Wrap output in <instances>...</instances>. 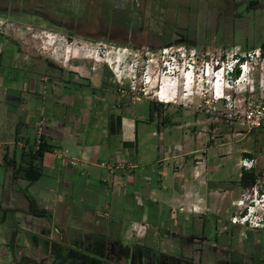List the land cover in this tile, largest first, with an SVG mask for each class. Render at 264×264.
Returning a JSON list of instances; mask_svg holds the SVG:
<instances>
[{
  "label": "rangeland",
  "instance_id": "374dc122",
  "mask_svg": "<svg viewBox=\"0 0 264 264\" xmlns=\"http://www.w3.org/2000/svg\"><path fill=\"white\" fill-rule=\"evenodd\" d=\"M263 46L264 0H0L1 82L7 73L16 81L29 74L46 84L75 82L87 93L96 82L94 89L119 103L136 102L137 112L148 113L146 120L157 131L176 133L179 146L173 153L195 149L180 154V166L173 158L172 170L197 165L201 157L194 155L206 151L215 162L226 163L224 175L216 173V165L208 167L215 173L187 178L184 189L192 202H199L201 207L190 205L198 213L168 214L146 229L129 226L127 218L114 222L107 213L95 225L110 224L111 235L124 242L138 240L162 249L181 244L184 254L198 248L213 261L258 263L251 254L264 259V125L254 127L245 119L249 108L260 111L264 104V53L257 51ZM239 63L245 71L233 77ZM211 67L224 68L216 83L225 100L213 97L212 79L203 74ZM244 169L253 181L248 176L240 181ZM5 173L0 166V183L7 182ZM223 182L228 189L222 199ZM15 185L23 187V182ZM197 195L201 198L195 201ZM22 202L19 198L4 216L0 213V264H49L51 243L68 247L96 230L92 226L87 232L86 226L68 221L60 240L62 224L51 227ZM118 209L123 217L124 210ZM129 212L155 217L138 207ZM161 213L159 218L166 212ZM243 214L261 225L231 223ZM24 240L30 244L23 245Z\"/></svg>",
  "mask_w": 264,
  "mask_h": 264
},
{
  "label": "crops",
  "instance_id": "0c3cea01",
  "mask_svg": "<svg viewBox=\"0 0 264 264\" xmlns=\"http://www.w3.org/2000/svg\"><path fill=\"white\" fill-rule=\"evenodd\" d=\"M11 76L7 73L0 81V166H4L7 176V182L3 179L0 183L1 216L24 198L22 207L29 203L36 218L45 216L51 227L56 222L62 224L58 234L63 240L66 222H78L88 232L97 226L100 215L107 213L114 222L127 218L129 226L138 225L140 229L164 222L168 214L176 217L187 211L198 213L190 205L201 207L199 202H192L190 191L184 188L190 176L215 173L208 167H219L220 163L208 157L207 151L194 155L201 157L195 161L197 165L172 170L173 158L177 164L180 154L195 149L173 153L179 146L176 133L172 136L157 131L146 120L148 113L137 112L133 106L136 102L119 103L113 96L94 89L96 82L87 86V93L83 85L75 82L46 84L29 74L19 81ZM225 165L222 161L216 173L224 175ZM25 172L35 177L27 179ZM45 172L48 173L43 178ZM19 180L23 187L17 188L15 182ZM222 184L219 195L223 199L228 185ZM200 198L195 196V201ZM118 207L124 210L123 217ZM135 207L154 215V219L131 216L129 211ZM162 211L166 213L159 218ZM95 228L91 235L113 237L110 224ZM23 243L30 244L26 240Z\"/></svg>",
  "mask_w": 264,
  "mask_h": 264
},
{
  "label": "flooded vegetation",
  "instance_id": "af4514ba",
  "mask_svg": "<svg viewBox=\"0 0 264 264\" xmlns=\"http://www.w3.org/2000/svg\"><path fill=\"white\" fill-rule=\"evenodd\" d=\"M79 239L68 247L51 246L52 259L49 264H241L233 258L213 261L204 251L202 255L198 248L184 254L185 249L181 244L173 249L151 248L141 241L124 242L110 234H85ZM249 257L258 259V263L253 264H264V259H259L258 255L254 257L251 254Z\"/></svg>",
  "mask_w": 264,
  "mask_h": 264
},
{
  "label": "built area",
  "instance_id": "2783aa9c",
  "mask_svg": "<svg viewBox=\"0 0 264 264\" xmlns=\"http://www.w3.org/2000/svg\"><path fill=\"white\" fill-rule=\"evenodd\" d=\"M260 48H258V50L257 51H261L262 53H264V46L262 47V49L261 50H259ZM258 52V53H259ZM237 67H239V71H240V75L239 76H241V75H243V72L245 71V68H244V64L243 63H239L238 64V66ZM212 68V67H211ZM226 70V72H227V70H229V71H231V68H229V67H226L225 68ZM223 71H224V68L220 71V72H218V74H216V76H222V78H223ZM225 72V73H226ZM239 74V73H238ZM216 76H215V78L210 82V85H211V87H212V95H213V97L215 98V99H220V100H225V99H227L226 97H224L223 96V91H222V87H221V84H217L216 83ZM245 119H246V121H249L250 123H251V125H253L254 127H257V126H259L260 124L262 125H264V104H263V106L261 107V110L259 111H257V110H255V109H253V108H249L246 112H245ZM37 130H39V128L37 129ZM37 133H39V132H37ZM242 167H244V168H246V169H248L249 167H250V165L249 164H247V162H242L241 164H240ZM247 211H250L248 208L246 209ZM261 223H264V213H263V216H262V218H261ZM257 222V221H256ZM256 222H254V224H251V222L248 220V218H247V216L245 215V214H243L241 217H239V215L238 216H234L232 219H231V223H239V224H242V225H244L245 223H247L248 224V226H253V225H261V224H258V223H256Z\"/></svg>",
  "mask_w": 264,
  "mask_h": 264
},
{
  "label": "trees",
  "instance_id": "16d2710c",
  "mask_svg": "<svg viewBox=\"0 0 264 264\" xmlns=\"http://www.w3.org/2000/svg\"><path fill=\"white\" fill-rule=\"evenodd\" d=\"M232 73V76L233 77H235V76H237L238 75V73H239V68L237 67V66H234V68H233V71L231 72ZM41 145V144H40ZM39 145V146H40ZM243 155L245 156V157H248V156H250V154L248 153V152H243ZM248 170H242L241 171V173H240V181H243L247 176H248V178L250 179V181L249 182H251V181H253V176L249 173V172H247ZM25 177L27 178V179H33L35 176H33V174H29V173H27V172H25ZM248 180V179H247Z\"/></svg>",
  "mask_w": 264,
  "mask_h": 264
},
{
  "label": "bare ground",
  "instance_id": "6f19581e",
  "mask_svg": "<svg viewBox=\"0 0 264 264\" xmlns=\"http://www.w3.org/2000/svg\"><path fill=\"white\" fill-rule=\"evenodd\" d=\"M161 93V92H160ZM161 97H162V95H160ZM169 97H171V96H169ZM170 100L171 99H168V100H166V98H162V99H160V101H162V102H170Z\"/></svg>",
  "mask_w": 264,
  "mask_h": 264
},
{
  "label": "clouds",
  "instance_id": "9594fccd",
  "mask_svg": "<svg viewBox=\"0 0 264 264\" xmlns=\"http://www.w3.org/2000/svg\"><path fill=\"white\" fill-rule=\"evenodd\" d=\"M223 69V67H220L217 71L220 72Z\"/></svg>",
  "mask_w": 264,
  "mask_h": 264
}]
</instances>
